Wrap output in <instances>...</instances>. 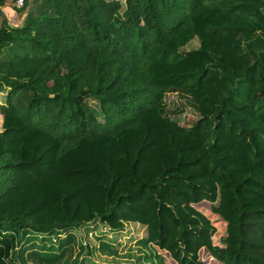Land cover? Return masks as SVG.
<instances>
[{
  "label": "trees",
  "instance_id": "trees-1",
  "mask_svg": "<svg viewBox=\"0 0 264 264\" xmlns=\"http://www.w3.org/2000/svg\"><path fill=\"white\" fill-rule=\"evenodd\" d=\"M124 4L26 0L0 25V264L72 232L75 264L139 239L163 264H264V0Z\"/></svg>",
  "mask_w": 264,
  "mask_h": 264
},
{
  "label": "rangeland",
  "instance_id": "rangeland-1",
  "mask_svg": "<svg viewBox=\"0 0 264 264\" xmlns=\"http://www.w3.org/2000/svg\"><path fill=\"white\" fill-rule=\"evenodd\" d=\"M116 1H119L121 3L122 12L125 8V0ZM2 7L6 8L5 11L12 15V17L9 16L8 18L12 19V23L14 24L15 21L16 23L22 21V17L25 16V11L16 9L12 0H5ZM196 47L197 42L192 41L187 46H185L183 50L187 51ZM5 95V92L0 94V106L5 103ZM85 102L91 108V110L94 111L98 120L103 121V116L101 114V110L97 101L89 98L86 99ZM162 102H164L165 113L169 115L171 119L178 122L182 126L189 127L191 126V123L198 118V113L195 111V109H193L191 104L177 92L166 94ZM1 123L2 116L0 115V132L2 130ZM60 239V242L62 244H58L57 238L47 239L46 242H42L41 240L39 241V239L37 240L36 238L31 237L25 239L23 236L24 241L22 240V242L13 251L9 260V264H75L80 256L84 253V250H82L81 252L80 236L77 233L72 232L67 236L65 234H62ZM64 240H68L70 244H67V242L64 243ZM132 246L134 247V253H122L120 256L115 255L117 257H114V264H116L120 259L122 261H127L124 263L128 264H163L161 258L162 256L160 254H157L151 248L147 240L145 241L139 239L138 241L133 243ZM53 250H55L56 253H48ZM33 253H36V255H33ZM101 253H103L102 250H100L97 254L101 255ZM57 255L61 256L56 260H52L49 258V256L53 257ZM96 262H107V259L99 258V261L97 260ZM111 263L112 262H110L109 264Z\"/></svg>",
  "mask_w": 264,
  "mask_h": 264
},
{
  "label": "crops",
  "instance_id": "crops-1",
  "mask_svg": "<svg viewBox=\"0 0 264 264\" xmlns=\"http://www.w3.org/2000/svg\"><path fill=\"white\" fill-rule=\"evenodd\" d=\"M5 9L6 8H4L2 6L0 7V25L2 23V20L5 19L8 23V25H10L11 27L20 26L24 20V17H22V21H19L18 23H16V21H15V24H14V23H12V19L8 18L9 16L12 17V15L10 13L6 12ZM1 93H3V92H1Z\"/></svg>",
  "mask_w": 264,
  "mask_h": 264
},
{
  "label": "built area",
  "instance_id": "built-area-1",
  "mask_svg": "<svg viewBox=\"0 0 264 264\" xmlns=\"http://www.w3.org/2000/svg\"><path fill=\"white\" fill-rule=\"evenodd\" d=\"M12 1L16 9H21L23 8L26 0H12Z\"/></svg>",
  "mask_w": 264,
  "mask_h": 264
}]
</instances>
